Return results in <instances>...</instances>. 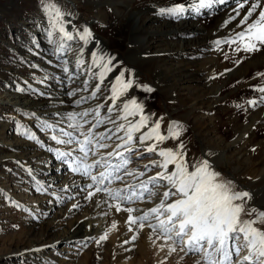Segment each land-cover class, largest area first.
<instances>
[{
    "label": "snow or ice",
    "instance_id": "1",
    "mask_svg": "<svg viewBox=\"0 0 264 264\" xmlns=\"http://www.w3.org/2000/svg\"><path fill=\"white\" fill-rule=\"evenodd\" d=\"M214 2L216 0H199L198 5L176 3L160 8L158 14L178 19L184 14L186 7H196L199 10L210 8ZM219 2L223 3V0ZM39 3L48 24L45 28L47 36L59 35L61 43H57L58 51L64 50L62 42L75 39L84 41L85 44L100 43L87 26L81 29L73 25V31H69V25H72L71 13L64 11L58 0H39ZM232 21H236L239 30L234 32L232 38L215 39L213 43L218 49L221 44L236 45L233 51L243 53L264 47V0H238L233 15L221 27L230 25ZM49 42L56 43L54 40ZM32 43L39 48L35 38ZM80 52L83 54V48ZM35 54L39 55V52ZM225 58L229 57L226 55ZM115 60L111 54L98 53L94 49L90 53V64H86L83 58L78 59V64L85 65L88 71L93 68L99 71L92 73L95 78L93 85L84 81L92 89L87 97L77 96L80 89L69 91L67 95L76 97L73 100L76 105L84 104L88 99L99 98L100 102L95 109L86 108L64 114L71 121L68 124L71 131L59 128V134L53 132L50 139L57 144L71 146L69 150L48 148L55 152L61 164L67 166L72 173L87 178L83 189L77 190L75 195H82L85 201L100 209L97 215L105 218L106 222L109 216L113 217L107 228L98 237L92 238L93 241L100 244L109 239L113 231L119 230L115 216L126 213L124 224L127 231L132 233L130 240L135 241L139 233L147 228L155 235L154 243L160 241L158 246L162 251L167 249L168 255L177 251L184 255L198 253L200 259L196 264H264V230L255 227L257 223L264 224V210L248 207L251 194L235 190L234 184L214 169L207 155L201 160L189 161L179 122H168L167 132H162L164 117L148 112L144 102L135 96L122 99L128 97L135 87L147 92L154 91L150 85L139 84L135 80L134 70H128L127 78L121 71L110 84H105ZM63 70L68 72L66 67ZM257 75L264 77V73ZM27 90L21 85L17 86L19 92ZM36 91L41 96H50L39 89ZM259 91L264 92V88ZM257 103H264V97L259 101H249L251 106ZM114 112L115 117L109 115ZM24 114L40 119L35 112ZM55 115L61 116V113L57 112ZM55 123L58 125L61 121ZM41 124L45 129L54 127L47 120H42ZM108 124L112 128L107 127ZM19 131L20 135L44 147V142L35 132L23 125ZM168 140L176 141L175 148L159 146ZM145 153H154L160 159L150 160L143 166V170L129 167L133 157L144 159ZM149 169L154 171L149 172ZM28 172L31 175V168H28ZM69 187L64 185L61 192ZM160 188L164 190L161 192ZM36 191L47 192L48 189L41 185ZM98 196L100 199H97ZM154 196L158 202L152 207L141 210L132 206L137 202L151 201ZM59 199L64 200L65 197L61 196ZM67 199L73 197L69 196ZM10 202L17 208L21 207L14 199ZM80 207L79 202L71 204L72 210ZM23 210L33 211L27 208ZM253 215L252 219H242ZM89 227L93 225L90 224ZM122 243L128 244L129 239Z\"/></svg>",
    "mask_w": 264,
    "mask_h": 264
},
{
    "label": "rangeland",
    "instance_id": "2",
    "mask_svg": "<svg viewBox=\"0 0 264 264\" xmlns=\"http://www.w3.org/2000/svg\"><path fill=\"white\" fill-rule=\"evenodd\" d=\"M74 1L77 3V7L79 6L77 12L82 17V19L77 21L76 27L82 29L86 23L93 22V24L91 23L92 27L96 31L104 33L105 26H108L109 22L114 21L113 15L110 12L111 10L103 1ZM128 2H130V0ZM58 3L66 12L72 13L75 10V5L68 1L58 0ZM123 9L124 6L120 7L118 12ZM198 14L199 15H195L204 17L202 11ZM205 19V22L211 21V18L205 17ZM47 26L48 24L40 8L39 0H0V85L9 82L14 85V89L16 90L17 86L21 85L28 89L27 91H35V85H46L56 79L57 73L52 72L50 68H58L57 70H59L63 63L61 60L62 58L59 59L56 54L46 46L48 44L47 39L49 38L60 42L59 35L56 34L53 37H47L45 32ZM70 31H73V27ZM33 38H35L39 44V48H36L32 43ZM70 43L74 45V48L70 47ZM70 43L65 50V56H67L71 50L73 52L75 51L78 57L87 61L86 59H88L91 51L94 49V44L91 42L85 44L84 41L79 39L72 40ZM117 44H119V42L114 40V43H111L109 46H113L112 48H114L118 46ZM120 44L119 48H122L123 45ZM235 46L236 45L221 44L218 49L217 46L213 44L208 47L207 52L212 54L216 53V58L219 59L218 63L215 62L216 64L210 63L207 67L204 66L206 69L205 71L210 74L209 77L212 79V84L217 85L224 79L225 72L223 71H225V69L220 70L221 62H226V68H232L245 58L243 53L233 51ZM81 48H83V54L80 52ZM260 48L262 47H259V49ZM29 49H32V51H29ZM231 51L235 53V58L234 56H230ZM36 52H39V55H36ZM221 52L222 54L220 57ZM115 53L119 54L120 52L115 50ZM226 55L229 58H225ZM33 65H38V67H33ZM124 69L125 67L119 70L124 72ZM263 70V66L258 67L255 71L248 74L250 77L247 76L242 80L229 82L226 87L222 88L223 93L232 88H237L238 90L227 96L222 100V103L219 104H217L216 98L211 97L209 108L203 106L199 101L195 102L194 98H190L188 90L183 86H179L176 79L167 71H162L160 78L162 87L172 91V99H169L171 91L162 95L159 93L156 94L154 87L156 84L155 78L150 71H140L139 76L143 84L150 85L154 89L152 92L155 94L151 95V92L141 89L138 91L137 95L142 102L152 107L153 113L164 117L161 126V130L163 131H167L163 125H165L168 110L176 108L180 115L186 116L188 123L178 121L183 129L181 138L189 154V161H198L204 158L203 149L206 145L210 144L215 148H222L225 143L232 141L235 135L241 131L244 122L247 123L251 117L263 115V103H257L256 105L258 106H251L249 104V100L255 99L259 101V98L262 96L264 97V92L263 94H259V89L264 88V77L257 75L258 73H263ZM210 71H213V74ZM250 79L254 80L246 85L245 83ZM25 81L28 83L25 84ZM40 81H43V83ZM94 82L95 79L91 80L88 85H93ZM242 84L243 86H241ZM87 88L90 90L91 87ZM114 115H116L115 112ZM30 119H32V116L25 115L21 112L8 111L6 108L0 107V264H161L162 261L163 264H188L184 261L185 259H181V257H183L182 255H176V253L171 255L165 254L163 256L157 255V249L160 248L158 246L160 241L154 243L155 236L152 241H149L151 243L148 244L149 246H147L148 241H146V238H144L141 233H139L135 241H131L130 237L132 233L127 231V227L124 224L127 216L126 213H121L116 216L117 218L115 217L116 220H119H117V222L120 223H118L119 230L114 233L115 235L112 232L109 239L102 243L96 244L93 239L75 241L73 245H69V247L64 245L66 248H69V250L66 251H59L58 247L55 249L49 246V248H45V259H41L39 255L35 253V250L38 248L34 246L35 243L31 240V237H33L31 232L37 230V232L43 231L44 228L47 227V224H43V222L48 220L49 216L51 217L53 215L52 211L54 210L51 211V214L45 215L44 219L41 220L39 218V198L41 199L46 192L36 191L38 182L34 177V171H32L30 175L28 169L23 166V163L27 160L17 155L22 153L20 152L21 150H15L13 147L6 145L5 141L7 139L27 140L26 137L20 135L19 129L20 126L23 125L35 132L39 139L48 140L54 144L55 149L59 148L63 151H67L71 146L57 144L50 139V136L53 132L59 134V128L71 130L68 128V124L71 123V121L62 118L59 120L61 123L58 125L55 123L56 121H50L53 123L54 127L52 129H45L42 127L41 123L30 126V122L32 123ZM251 132L253 133L252 136L246 138V140L238 141V147L235 150H227L225 152L219 167V172L222 173L224 177L229 181H234L237 191L247 190V186L250 184L251 180L255 176L264 173V125L262 127L255 125ZM163 144H169L171 147H175L176 141L168 140ZM45 152V156L50 154V152H53L50 157H54L55 155L54 151H48L49 153H47V151ZM50 157L48 158L50 160L48 162H52ZM145 157L144 159L133 157L132 162L139 161L141 164H145L148 161H146V159L149 155L145 153ZM17 161L20 163L17 164ZM44 167L45 169L49 168L46 171L50 172L52 165L50 166L49 163H46ZM151 170L152 169H149V171ZM66 171L68 177L72 176L70 169H66ZM55 179V177L51 179L46 178L44 184L41 185L44 186L47 184V187L50 186L49 188H52L51 184L54 183L53 181H55ZM57 183H59V181H57ZM31 196L33 197L31 198ZM11 199L18 201L21 207L17 208L12 205L10 202ZM66 202L67 200H65L62 205ZM91 204V202L86 201L84 205H81L80 208L73 212L75 214L63 218L58 227H56L57 229H53L50 232L51 235L48 239L54 238L58 233L56 232L57 230L69 228L71 221L75 219V217L80 215L84 217L88 211L92 210L93 204L92 207ZM25 208L33 211H24L23 209ZM253 208H256L258 211L264 210V206H256ZM112 218V216H109L107 218V223L110 224ZM250 218H254V215ZM13 225H17L18 227H13ZM125 239H129V243L126 245L122 243ZM166 256L167 259H165Z\"/></svg>",
    "mask_w": 264,
    "mask_h": 264
},
{
    "label": "bare ground",
    "instance_id": "3",
    "mask_svg": "<svg viewBox=\"0 0 264 264\" xmlns=\"http://www.w3.org/2000/svg\"><path fill=\"white\" fill-rule=\"evenodd\" d=\"M65 1H68L69 3L75 5V10L71 13L70 17L72 20V25H69L70 31L72 26H76L77 21L82 19V17L77 12L79 6L77 7V3H75L74 0ZM100 1H103L104 3H106V5H108L109 9L111 10L110 12L113 15L114 21L109 22L108 26H105L104 33L96 31L91 25V23L93 24V22H88L84 26L89 27L92 30L95 38L100 41L99 44H95L93 46L94 50L98 53L103 52L104 54H111L116 58V60L113 62L112 71L107 74V78L105 80L106 85L110 84V82L120 74L121 70L119 69H122L123 67H125V78H127L128 70L130 68L134 70L135 80L139 84H143L139 76L140 71H150L153 73V76L155 78L156 84L154 87L156 94L159 93L160 95H162L166 92L171 91L170 89L162 87L160 78L161 72L167 71L174 79H176L179 86H183L188 90L190 98H194L195 102L199 101L201 102V104H203V106L209 108V101L211 97L216 98L217 104H219L222 103V100L227 96L233 94L238 90L237 88H232L231 90L223 93L222 88L226 87L229 82L242 80L243 78H246L249 73L255 71L258 67H264V47H262L255 53L243 52L245 58H243L242 61L238 57L241 61L235 67L226 68V62H221V64L219 63L221 67L220 70L225 69V71H223L225 72V76L224 79L222 78L223 80L220 81L221 83L217 85L212 84V79L211 77H209V72L205 71L206 69L204 68V66L207 67V65H209L210 63H218L219 60L216 58V53H214V56V54L207 52L208 47L213 45V41L217 38H232L234 32L239 30L237 29L236 21H232V23L228 26L221 27L223 22L228 19L229 16L233 15V9L238 6V0H223V3H220L219 0H216V2H214L210 8H203L199 10H197L196 7H186L184 14L181 15L178 19L167 15L161 16L158 14V10L160 8L173 6L176 3H182L185 5H198L199 0H130V2H128L129 0ZM123 6L124 9L118 12L120 7ZM201 11L204 14V17L195 15H199L198 13H200ZM205 17L211 18V21L205 22ZM50 40L54 39H47L48 44L46 47L52 50L59 59L62 58L61 60L63 62L59 70H57L58 68H50L52 72L57 73L56 79L54 81L49 82L46 85L37 84L35 85V91L25 92L17 91L16 89H14V85L9 82L0 85V107L6 108L8 111L11 110L13 112H21L23 114L26 112H35L37 116L40 117L39 120L35 117H32V119H30V121H32V123L30 122L29 124L30 126H35L41 123L42 120H47L49 123H51L50 121H58L62 118L70 120L64 114L72 111L79 112L86 108L95 109L97 103L100 102L99 98H97L88 99L86 103L81 105H76L73 103V100L76 97L69 96L67 95V93L74 89H80V91L77 92V96L87 97L92 89L90 88V90H88L84 81H87L89 83L91 80L95 79L92 73L98 72L99 69L93 68L91 71H88L85 65L78 64L77 61L78 59H80V57L75 54V51L73 52L70 50L68 55L65 56V50L68 44L72 41L62 42L64 43V50L58 51L57 43H61V41L57 42L56 40H54L56 41V43H50ZM114 40L118 41L119 44L121 43L120 45H123L124 47L122 46V48H119V44H117L118 46L114 48H112L113 46H109L111 45V43H114ZM73 46L74 45L71 44L70 47ZM115 50H118L123 54V56L120 53H115ZM221 54L222 52L220 53V57ZM230 56H234L235 58V53L231 51ZM86 60L87 61H85V63L87 62L86 64H90V56ZM65 67L68 69V72H65L63 70ZM262 72L264 73V70ZM248 77H250V75ZM252 80L254 79L248 80L245 84H249L250 82H252ZM241 86H243V84ZM85 88H87V90H85ZM37 89H39V91L41 92L50 94V96L39 95L36 91ZM141 89L142 88L135 87L133 90H131L128 97H122V99L135 96L139 101H141V99L137 95L138 91H140ZM150 94L154 95L155 93L151 92ZM259 94H263V92L259 91ZM172 97L173 96L171 91L169 99H172ZM144 105L148 112L153 113L151 106L145 103ZM57 112L61 113V116L55 115V113ZM101 114H104L103 109L101 110ZM109 115L115 117L114 113H110ZM89 119H91V117H89ZM129 119L133 118L129 117ZM154 119L155 118L153 117L152 120L154 121ZM171 121L188 123L186 116L180 115L179 112H177L176 108L168 110L166 122L165 125H163L165 129H167L166 125L168 124V122ZM151 122L152 121H150V123ZM263 123L264 110L263 115H260L259 117H251L247 123L244 122L243 126L241 127V131L235 135L232 141L225 143L223 147L221 146L222 148H215L210 144L206 145V147H204L203 149L204 157L205 155H207L208 159L212 162L214 169L219 172V167L221 165L225 152L227 150H235L238 147V141L246 140V138L252 136V128L255 125L262 127L264 125ZM85 127H87V125ZM107 127L112 128V125L108 124ZM99 130L102 129H97V131ZM161 131L167 132L163 130ZM40 140L44 142V147H41L35 141L28 139L24 141H20L19 139H7L5 141V144L13 147L15 150H21L20 152L22 153L17 155H19L22 159L27 160L23 163V166L25 168H31V170L34 171V177L38 182L37 187H39L41 184H44V180L46 178H56L55 181H53L56 184H51L52 188H49L50 186L47 187V184L44 185V187H46L48 191L44 193L41 199L39 198V218L42 220L44 219L45 215L51 214L52 210H54L55 212L52 211L53 215L51 217L49 216L48 220H43L44 222L42 221L43 224H47V227L45 226L46 228H44L43 231H30L31 234H33L31 240L34 241V246H37L38 248L37 250H35V253H37L41 259H45L46 255L44 256V252L45 248H47L46 246H48V248L49 246H52L55 249L58 247L59 251L69 250V248H66L64 245L69 247V245H73V242L75 241L77 242L80 240H91L92 238L98 237V235L107 228L109 223L106 222L105 218L97 215L100 209L93 206L92 210L88 211L84 217L83 215L75 217V219L71 221L69 228L59 231L57 230L56 232L58 233L56 234V236L52 239H48L51 235L50 232L53 229H57L56 227H58L60 221L63 218L71 214H75L73 212H75L76 209H71L72 203L79 202L80 205H84L86 203L82 195L76 196L75 193L77 192V190L83 189V185L87 181V178H82L80 175L74 173H72V176L68 177L66 169L69 168L61 164L60 160L54 155L55 153L53 154L54 157H50L53 152L51 153L48 148L50 146L54 150V144H52L48 140ZM159 146L175 148L171 147V145L169 144H162ZM45 151H47V153L50 152V154H47L45 156ZM147 154L149 155V157L146 159V161L148 160L147 163L152 159H160L154 153ZM49 157L50 159H52V162H48L50 161L48 159ZM46 163H49L50 166L52 165L50 172L46 171L49 168L45 169L44 167ZM145 164H141L139 161H133L129 165V167L143 170V166ZM152 171L154 170H151L149 172ZM57 181H59V183H57ZM231 182L234 184L235 188L234 181ZM64 185H69L70 187L64 192H61V189ZM163 190V188L159 189V191L161 192ZM245 191L249 192L252 197V199L248 201V207H263L264 173L255 176L251 180L250 184L247 186V190ZM61 196L65 197L64 201L67 200L64 205H62L64 201H60L59 199V197ZM69 196H72L73 199H67V197ZM32 197L33 196H31V198ZM97 199H100V197L98 196ZM157 202L158 201L154 196L152 197L151 201L146 200L144 202H137L132 206L143 210L154 206V204ZM105 210L107 209L105 208ZM135 214L139 215V213ZM85 217H87V219H85ZM242 219L251 218L248 216H244L242 217ZM90 224L93 225V227H89ZM255 227L264 230V224L258 223L255 225ZM114 233H116V231H113V234ZM140 233L142 234V236H144V238H146V241H148L147 246H149V241H152L155 235L151 233L147 228H145ZM157 253V255L163 256L167 254V249L162 251L159 248L157 249ZM178 254L182 255L183 259H185L184 261H186V263L188 264H196V261L200 259V254L194 252L189 253L190 255H184L183 253L177 251L176 255Z\"/></svg>",
    "mask_w": 264,
    "mask_h": 264
}]
</instances>
